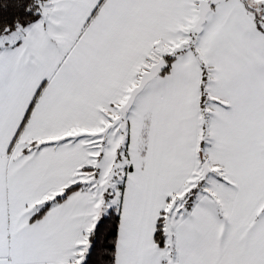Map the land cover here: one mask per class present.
<instances>
[{
	"label": "snow or ice",
	"instance_id": "6c2138e0",
	"mask_svg": "<svg viewBox=\"0 0 264 264\" xmlns=\"http://www.w3.org/2000/svg\"><path fill=\"white\" fill-rule=\"evenodd\" d=\"M0 264H264V0H0Z\"/></svg>",
	"mask_w": 264,
	"mask_h": 264
}]
</instances>
